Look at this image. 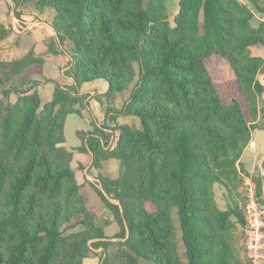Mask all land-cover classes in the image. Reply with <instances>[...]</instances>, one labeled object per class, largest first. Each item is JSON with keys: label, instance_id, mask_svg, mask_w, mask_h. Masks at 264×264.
Segmentation results:
<instances>
[{"label": "trees", "instance_id": "1", "mask_svg": "<svg viewBox=\"0 0 264 264\" xmlns=\"http://www.w3.org/2000/svg\"><path fill=\"white\" fill-rule=\"evenodd\" d=\"M11 1L16 18L23 6L53 10L50 26L73 46V84L57 83L45 103L33 87L6 86L43 59L30 51L5 61L0 48V94H18L0 108V264H82L98 248L99 264H241L235 233L244 210L233 191L243 182L237 164L264 90L257 80L264 59L251 51L264 48V20L251 25L254 9L264 16L259 0H179L173 24L166 0ZM10 31L0 23V42ZM212 54L228 60L233 81H213L205 62ZM95 80L107 83L98 103L141 122L119 125L108 148L100 128L79 132L78 149L90 151L93 165L108 158L121 164L119 176L102 178L98 190L119 225L113 240L104 233L109 221H97L80 194L72 152L63 146L66 116L89 107L79 88ZM133 83L123 107L112 108ZM252 179L263 205L262 178Z\"/></svg>", "mask_w": 264, "mask_h": 264}, {"label": "rangeland", "instance_id": "2", "mask_svg": "<svg viewBox=\"0 0 264 264\" xmlns=\"http://www.w3.org/2000/svg\"><path fill=\"white\" fill-rule=\"evenodd\" d=\"M178 3L179 0H166L168 19L171 24H173L174 17L178 13ZM258 3L260 6H264V0H259ZM34 11L35 10L29 6H23L22 9H19V13L22 12V14L30 16L34 14ZM5 12L8 16V23L11 31L10 34L0 42V46L2 45L1 48L4 50V60L6 59L5 61H11L15 58H20L27 52L31 51L33 55L43 59L44 61V63L31 65L29 67V72H25L21 76L15 77L11 82L6 84V86H12L14 88L21 86L23 89H31L33 87L34 90L38 91L42 103L50 101L52 99L55 85L57 83L62 84L64 76H68L71 73L69 69L73 56L72 44L68 40L60 42L56 33H54L52 37L48 36L43 29L44 27L42 26L49 24L53 17V10L51 8H46L43 13L37 12L36 16L32 19H23L22 21L15 20L16 15L18 16V12L13 5H7L6 3ZM263 18L264 16L259 11L254 9V17L251 20V25L254 27L257 26L259 21ZM12 20L14 23L11 25ZM40 24L42 25L38 28ZM4 44L8 45V47H4ZM50 46L56 52L49 50ZM205 62L215 83L222 85L226 82L234 80L233 70L228 60L217 54H212ZM63 65L67 69L62 73L61 69ZM134 84L135 83H133L127 90L116 96L115 101L111 104L112 108L121 109L123 107L124 101L129 97ZM91 87L95 88L99 92L90 95L87 93L89 95L88 98L90 100H94L95 102H91V105L82 111V115L69 114L65 118V142L63 143V146L72 152V166L76 169V178L78 173V177L82 176L83 178L87 177L90 179L88 181L83 179L82 184H80V194L84 197L87 207L95 214L97 221L100 223L103 221L104 223L106 220L103 219V217H110L111 221L108 225L104 226V230L107 236H111L114 232L119 230V227L114 219L113 213L105 206L101 198L99 193V191L102 192L100 180L102 178H117L121 169L120 161L115 158L104 159L100 161V167L97 168L93 164H88L91 160V155L87 148L84 150H79L78 148L83 143L82 136H87L88 133L93 130L96 131V128H100V130L104 132V135L102 137L100 136L99 139L102 144L106 145L108 148L115 143L119 125L126 124L134 128H141V122L140 119L135 116H126L108 111V107L105 105L102 106L95 100L96 95L107 90V83L105 81L98 80L85 84V89H89ZM17 97L18 94H15L14 92L11 93L8 98H3L0 94V108L6 106L8 103L15 102ZM100 109L102 110V114L100 113ZM112 116H114L115 119H112ZM79 132H82V136L79 135ZM256 139H258V137H256ZM84 166L88 167L87 175L83 174ZM250 177L260 176L259 173H254ZM243 182H241L233 191L235 201L242 206H244L245 203ZM215 194L216 201L219 206L221 208H225L227 200L218 185L215 186ZM111 201L117 203L115 200ZM172 217L177 228L179 250L184 260V247L181 241V231L176 209L173 210ZM235 234L236 255L238 256L241 264H251L250 258L246 253L245 245L243 244V236L240 227H238ZM114 235L115 234L111 237ZM116 248V244L112 243L108 247L107 254L110 255L114 253ZM101 254L102 251L91 254L83 260V264H97L98 259L101 258Z\"/></svg>", "mask_w": 264, "mask_h": 264}, {"label": "crops", "instance_id": "3", "mask_svg": "<svg viewBox=\"0 0 264 264\" xmlns=\"http://www.w3.org/2000/svg\"><path fill=\"white\" fill-rule=\"evenodd\" d=\"M241 1L244 2V3L246 2L244 0H241ZM6 3H7V5H13L14 6V3L11 0H0V23H3L6 27H9L8 16H7L6 12H5V4ZM36 13L37 12L34 11V14L32 16L26 15V14H22L20 18H16L15 17V20L16 21L17 20L22 21L23 19H26V20L27 19H32L34 16H36ZM261 20H264V19H261ZM13 23L14 22L12 20L11 21V25ZM41 25L42 24H40L38 26V28H40ZM42 27H44L43 29L45 30L46 34H48V36L52 37L54 35L55 32L52 29V27L50 26V23L47 24V25H44ZM45 36H47V35H45ZM1 47H2V45L0 46V48ZM4 47H8V45L4 44ZM251 51H252V53L254 55L261 56L264 59V48H262V47H252ZM1 57L4 60V50H3V48H1ZM43 63H44V61H43ZM66 69L67 68L64 67V65H63V67L61 69L62 73ZM34 79H36V78H34ZM257 80L264 87V63H263V66L261 67V69H260V71L258 73ZM95 81H98V80H95ZM102 81H104V80H102ZM92 82H94V81H92ZM62 84H65V85L73 84L72 78L70 76H64V80L62 81ZM85 84H87V83H85ZM85 84H82L80 86V88H79V92L80 93H82V94L89 93V95L90 94H94V93H99L93 87H91L89 89H85ZM33 90L34 89H32V91ZM93 101L94 100H89V105H91V102H93ZM257 104H258V116H257V118H256V120L254 122L255 128L253 130H251V133H250V140H254L255 141V145L251 149L248 146L245 147V149L243 150V152H242V154L240 156V159L238 161L237 168H238V171L240 170L239 174L242 177L245 176V175L252 176V174H254V173H256V174L259 173V176L262 178V195H261V199H262V202H263V205H264V90L258 95ZM100 113L102 114V110L101 109H100ZM256 137H258V139H256ZM90 155H91V153H90ZM88 164L92 165V156H91V160H90V162ZM87 170H88V167L84 166L83 174L87 175ZM83 179H85L87 181L90 180L87 177H84V178L82 176L78 177V173H77V180H78L79 184H82ZM103 219L108 220L109 223L111 221L109 216H104ZM118 227H119V225H118ZM117 232L118 231L114 232L113 234H116ZM104 233H105V230H104ZM105 236L108 239L113 240L111 238V236H107L106 233H105ZM99 251H101V248H98V249L95 250L96 253H98ZM99 261H100V258L98 259V261H97L98 263L97 264H99Z\"/></svg>", "mask_w": 264, "mask_h": 264}, {"label": "built area", "instance_id": "4", "mask_svg": "<svg viewBox=\"0 0 264 264\" xmlns=\"http://www.w3.org/2000/svg\"><path fill=\"white\" fill-rule=\"evenodd\" d=\"M255 141L252 140V147ZM247 185L250 186L248 201H252V215L244 216L242 226L243 244L250 254L251 264H263L264 262V205L260 204L256 194L253 179L247 176Z\"/></svg>", "mask_w": 264, "mask_h": 264}, {"label": "bare ground", "instance_id": "5", "mask_svg": "<svg viewBox=\"0 0 264 264\" xmlns=\"http://www.w3.org/2000/svg\"><path fill=\"white\" fill-rule=\"evenodd\" d=\"M247 146L250 147V149L252 148V140H250L248 142ZM243 180H244L243 186H244V197H245V203L243 206L244 216H251L252 215V201H248V197L250 194V186L246 184L247 176H243ZM242 204H243V202H242ZM245 249H246V253H247L248 257L250 258V254L248 253V249H247L246 245H245Z\"/></svg>", "mask_w": 264, "mask_h": 264}]
</instances>
